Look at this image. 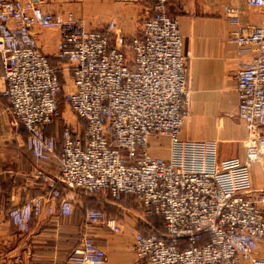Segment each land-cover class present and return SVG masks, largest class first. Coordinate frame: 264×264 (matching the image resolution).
I'll return each instance as SVG.
<instances>
[{
    "label": "built area",
    "instance_id": "obj_1",
    "mask_svg": "<svg viewBox=\"0 0 264 264\" xmlns=\"http://www.w3.org/2000/svg\"><path fill=\"white\" fill-rule=\"evenodd\" d=\"M49 0H0V66L11 135L25 131L35 162L56 154V137L46 133L59 112L62 84L48 55L39 47V30L58 31L55 58L70 73L64 100L84 126L65 124L60 132L58 171L37 165L33 194L8 210L14 227L27 231L32 219L71 215L73 203L61 188L127 194L144 216L163 218L164 232L148 224L134 232V253L146 264H264L255 251L264 240V190L253 189L249 169L264 156V18L242 20L240 7L224 0L231 24L228 40L237 54L226 61L234 71L237 117L247 132L243 156L218 159L214 139L181 138L192 89L188 56L170 0H153L150 12L128 36L111 20L102 29L86 23ZM264 10V0H245ZM151 137H154L153 139ZM166 154L151 153L152 144ZM155 142V143H152ZM86 223L121 232V222L99 208L84 210ZM208 240L201 242L204 235ZM105 250L83 234L59 263L103 264Z\"/></svg>",
    "mask_w": 264,
    "mask_h": 264
},
{
    "label": "crops",
    "instance_id": "obj_2",
    "mask_svg": "<svg viewBox=\"0 0 264 264\" xmlns=\"http://www.w3.org/2000/svg\"><path fill=\"white\" fill-rule=\"evenodd\" d=\"M241 9L242 20L256 24L264 18V10L246 5L245 0H232ZM224 0H170L168 12L177 17L183 38V50L188 56L187 76L192 89L189 114L181 127V138L214 139L218 159L243 156L247 136L244 123L236 115V80L228 55L237 54L228 40L231 24L223 13ZM127 31V30H126ZM129 31V29H128ZM58 31L40 29L37 42L49 56L50 62L61 74L60 62L54 57ZM60 72V73H59ZM60 77V76H59ZM4 87L0 66V91ZM5 99L0 95V105ZM19 131V130H15ZM9 117L0 114V264H31L34 260L59 263L88 234L105 250L103 264H146L134 253V232L145 228L136 217L121 219L123 230L111 231L103 224L86 223L81 206L75 201V189L61 185L63 193L71 198V215H48L43 212L31 220L27 231L14 227L7 215L11 206L21 203L33 194L43 193L41 185H33L30 175L40 165L50 173L58 171V152L47 160L35 162L27 149L25 137L11 135ZM264 133V127L262 129ZM7 133V138L5 137ZM152 139L154 137H151ZM155 143V142H152ZM167 140L152 144L151 153L166 154ZM253 189L264 190V156L249 169ZM81 206V207H79ZM264 208V205H263ZM256 254L264 256V240ZM239 264H251L241 260Z\"/></svg>",
    "mask_w": 264,
    "mask_h": 264
},
{
    "label": "rangeland",
    "instance_id": "obj_3",
    "mask_svg": "<svg viewBox=\"0 0 264 264\" xmlns=\"http://www.w3.org/2000/svg\"><path fill=\"white\" fill-rule=\"evenodd\" d=\"M49 2L48 6L50 7H61L71 11L75 17L82 19L89 28L102 29L109 21L114 20L117 27L126 36L133 34L138 29L142 19L150 12L152 4V0H49ZM60 72L62 90L58 96L59 112L46 128V133L56 137V151L60 149V132L65 124H70L77 130H81L84 126L83 121L73 115L64 100V93L71 88L70 73L66 68H61ZM18 134L24 137L26 135L25 131L21 129L17 132ZM5 137L7 138V133ZM75 201L82 205L83 202L86 203V206L82 208V215L88 207L99 208L107 217H115L119 221L125 215H134L133 217H136L143 225L148 226L149 224L153 227L157 225L149 219L152 215L148 217L143 215L142 209L130 195H123L119 199H115L104 192L86 193L80 189H75Z\"/></svg>",
    "mask_w": 264,
    "mask_h": 264
},
{
    "label": "trees",
    "instance_id": "obj_4",
    "mask_svg": "<svg viewBox=\"0 0 264 264\" xmlns=\"http://www.w3.org/2000/svg\"><path fill=\"white\" fill-rule=\"evenodd\" d=\"M152 3H153V0H152ZM152 5V4H151ZM49 57V56H48ZM55 57V56H54ZM50 60V59H49ZM52 64V63H51ZM54 66V65H53ZM61 141V140H60ZM60 146H61V143L59 144ZM47 160V159H46ZM125 195H127V194H125ZM152 222H154L155 224H157L156 226H154V228L156 229V230H158L160 233H163L164 232V226H163V224H164V222H163V218L161 217V216H159V215H152V216H150V218H149ZM156 221V222H155ZM152 226V225H151ZM144 227L145 228H147L148 229V231H150V229H149V227H147L146 225H144ZM153 227V226H152ZM142 229H144V228H142ZM208 240V237H207V235L205 234L204 236H203V239H202V241L201 242H206ZM73 249V248H72ZM71 249V250H72Z\"/></svg>",
    "mask_w": 264,
    "mask_h": 264
}]
</instances>
